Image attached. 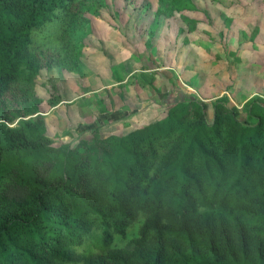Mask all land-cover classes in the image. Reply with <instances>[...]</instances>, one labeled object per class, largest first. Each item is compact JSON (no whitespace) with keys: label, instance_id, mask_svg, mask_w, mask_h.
Listing matches in <instances>:
<instances>
[{"label":"trees","instance_id":"16d2710c","mask_svg":"<svg viewBox=\"0 0 264 264\" xmlns=\"http://www.w3.org/2000/svg\"><path fill=\"white\" fill-rule=\"evenodd\" d=\"M87 1L0 0V264H264V97L239 109L223 95L208 122L181 94L122 135L48 136L37 81L54 64L34 37L72 34ZM157 2L154 28L196 8Z\"/></svg>","mask_w":264,"mask_h":264},{"label":"rangeland","instance_id":"374dc122","mask_svg":"<svg viewBox=\"0 0 264 264\" xmlns=\"http://www.w3.org/2000/svg\"><path fill=\"white\" fill-rule=\"evenodd\" d=\"M192 1L195 9L165 11L154 28L157 0H88L74 8L72 34L54 23L35 35L32 52L54 64L37 82L56 146L160 120L181 94L206 104L208 122L223 95L239 109L264 97V0Z\"/></svg>","mask_w":264,"mask_h":264}]
</instances>
